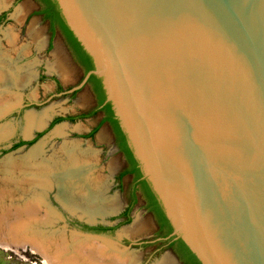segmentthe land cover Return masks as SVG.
<instances>
[{"label": "water", "instance_id": "obj_1", "mask_svg": "<svg viewBox=\"0 0 264 264\" xmlns=\"http://www.w3.org/2000/svg\"><path fill=\"white\" fill-rule=\"evenodd\" d=\"M56 2L171 236L201 264H264V0Z\"/></svg>", "mask_w": 264, "mask_h": 264}, {"label": "rangeland", "instance_id": "obj_2", "mask_svg": "<svg viewBox=\"0 0 264 264\" xmlns=\"http://www.w3.org/2000/svg\"><path fill=\"white\" fill-rule=\"evenodd\" d=\"M39 10L36 0H0V17L6 14L0 23V239L22 241L32 236L33 230H25L28 234L13 231L27 220L43 240L54 235L59 241L64 235L70 243L80 235L76 231L84 232L81 224H104L116 230L100 236L124 252L129 264H182L157 242V218L147 210L139 188L133 205L134 176L121 177L129 160L117 144L112 125L102 122L104 112L63 121L50 129L56 117L90 112L96 95L84 83L85 70L64 33L60 28L52 31L50 23L37 14ZM74 89H80L75 96ZM21 142L32 143L13 148ZM71 166L83 172V179L91 180L87 185L93 201H84L86 192L81 189L72 203L60 198L63 182L57 175L64 183L77 178L52 172ZM30 207L38 215L28 216ZM130 208L127 217L124 214ZM2 243L0 264H46L28 243Z\"/></svg>", "mask_w": 264, "mask_h": 264}, {"label": "trees", "instance_id": "obj_3", "mask_svg": "<svg viewBox=\"0 0 264 264\" xmlns=\"http://www.w3.org/2000/svg\"><path fill=\"white\" fill-rule=\"evenodd\" d=\"M38 1H40L46 6V9L42 13L45 14V18L47 20L51 21L52 31H54L56 25L60 27V30L64 33L70 47L73 49L74 54L76 55L80 64L85 69V74L92 72L95 69L93 60L89 56V54L84 50L83 46L77 40L71 29L68 27L56 0H38ZM5 17L6 14L0 17V23L5 20ZM88 83H92L94 85L95 93L98 97V102H99V107L92 115L103 111L106 113V118L104 119L103 122L111 123L119 140L121 150L126 154L129 162L131 163V170L123 173L121 177H124L125 175L128 174L135 175V182L133 188L134 190L133 205L137 201V196L135 194V192L137 191V186L140 185L141 191L143 192L144 197L147 200L146 208L148 211L152 212L156 216L160 226V230L158 231L157 234V242L163 244V246H165L164 248L173 250L175 252V255L182 262V264H201L198 258L191 252L188 246L181 239L175 240V237L171 236L173 233V227L170 221L168 220V218L166 217L164 209L160 201L158 200L156 194L153 192L149 182L143 178L140 164L136 160L133 151L129 147L127 136L120 127V122L115 116L114 110L112 108V104L110 102H107V96L103 88L102 80L95 75H91L89 79L86 81V84ZM58 86L59 89L62 91V87L59 83ZM87 117H90V115H80L77 117H58L50 124V129L63 121H75L76 119L87 118ZM94 133L95 132L91 133L89 137H91ZM31 143L21 142L20 144L14 146L13 148L16 149L23 145L31 144ZM130 210L131 208L128 209L124 215L128 217L130 214ZM83 230L84 232L92 233L95 235H103L108 231L114 232L116 228L108 227V228L96 229L92 227H86V229Z\"/></svg>", "mask_w": 264, "mask_h": 264}, {"label": "bare ground", "instance_id": "obj_4", "mask_svg": "<svg viewBox=\"0 0 264 264\" xmlns=\"http://www.w3.org/2000/svg\"><path fill=\"white\" fill-rule=\"evenodd\" d=\"M9 82H10V78H9ZM7 84H10V83H8V79H7ZM54 164H53V166H54ZM62 168H63V166H62ZM53 173H54V175L60 174V173H63L65 175H67L66 173H68V174H70L71 177L77 178V181L65 182L64 183V178L61 179V177H59V175H57V180L60 183L63 182V183H61V184H63V185H61L62 187H60V193H61L60 194L61 195L60 198H64V200H69L72 203V201H74L73 199L76 200L77 189H81L84 192H86V195L84 196V201H86L87 203H89L88 202L89 199L91 200L93 198L94 195L91 196L92 194H91V192L89 190L90 188L88 189V185H87L89 179L87 177L83 179V176L81 175L83 172L80 171L79 169H77L75 166H71L68 169H62L61 171L59 170V168H56V170H54L52 172V174ZM77 184H80V185L77 186ZM50 186H51V184H50ZM68 196H69V199H68ZM91 201H93V200H91ZM84 204H85V202H84ZM17 208L20 209L19 207H17ZM32 208H31V210H32ZM37 208H38V206H37ZM18 209H17V211H18ZM25 209L27 210V208H25ZM35 212H37V211L34 210V212H33V210L32 211H28L27 210L26 213H28L27 214L28 216L33 217V214H37ZM16 214H17V212H16ZM44 218H46V217H44ZM25 219H27V218H25ZM32 222H34V221H32ZM35 222H36V220H35ZM46 222H44V223H46ZM40 224H38V225H40ZM49 224H51V223H48V225ZM38 225H36V226L38 227ZM33 226L34 225L32 223H30L28 220L26 222H23V223L21 222L17 228L14 226L16 229H14L13 231L18 230L17 231V234H18V233H20V231H24L25 232V230H33L35 233L31 232L30 234L32 236H29L26 239L22 238V241H17V240H14L15 237L13 235H15V232H13V233H11V235L14 238H10V240H8V241L4 240V239H0V244H3L2 242L11 243V241H14L16 244H21V245H23L25 243H28V244H30L32 246V248L35 251H37V252H39L40 254L43 255L46 264H129L130 263V260H128L126 258V254L124 252H121L119 250V248L117 249L116 246H113L112 244H109L108 243L109 241L105 242L106 240L95 238V237H90V236L82 237L83 235H81V234L77 235L75 240L73 239L71 241V243L68 242L66 236H64V235L61 236L59 241L54 240L55 239L54 235H53L54 239L52 237H50L51 236L50 235V236L47 237V240L45 241V240H43L44 236L37 234L36 233L37 229L35 228V230H34ZM43 226H45V225H43ZM8 227H10V226H8ZM2 228H4V227H2ZM28 233L25 232V234H28ZM39 233L41 234L42 232H39ZM56 233H58V232H56ZM57 240H58V237H57ZM110 243H112V242H110ZM107 260H109L110 262L106 263ZM132 261L134 262V260H132Z\"/></svg>", "mask_w": 264, "mask_h": 264}, {"label": "flooded vegetation", "instance_id": "obj_5", "mask_svg": "<svg viewBox=\"0 0 264 264\" xmlns=\"http://www.w3.org/2000/svg\"><path fill=\"white\" fill-rule=\"evenodd\" d=\"M37 2H39V4H40V10L38 11V15H40V16H42L43 17V19L45 20V21H48L49 23H50V25H51V21L50 20H47L46 18H45V14H43L42 12L46 9V6L43 4V3H41L40 1H38V0H36ZM58 28H60L58 25H56V27H55V29H54V31L56 30V29H58ZM82 66V65H81ZM83 67V66H82ZM81 67V68H82ZM85 70V69H84ZM87 74H85V76H86ZM55 82H56V84H57V87H58V89H59V86H58V83L60 84V81H58V80H55ZM58 82V83H57ZM61 85V84H60ZM87 85H89V86H91L92 87V90L94 91V93H95V88H94V85L92 84V83H88ZM59 91L60 92H63V91H61L60 89H59ZM80 92V89H74L73 91H72V94L75 96V95H77L78 93ZM95 95H96V93H95ZM99 107V102H98V97H97V95H96V104H95V106L91 109V111L90 112H88V113H85V114H81V115H90V117L91 116H93L92 114L97 110V108ZM104 112V111H103ZM96 114V113H95ZM104 119L106 118V113L104 112ZM78 116H80V115H78ZM58 117H56L55 119H57ZM87 118H89V117H87ZM54 119V120H55ZM104 119H103V121H104ZM53 120V121H54ZM52 121V122H53ZM102 121V122H103ZM104 123V122H103ZM106 123H108V122H106ZM108 124H110L111 125V123H108ZM113 127V126H112ZM117 136V135H116ZM117 144H118V146H119V148H120V150H121V146H120V143H119V140H118V138H117ZM124 153V152H123ZM125 154V153H124ZM126 155V154H125ZM129 170H131V163L130 162H128V167L126 168V170H125V172H127V171H129ZM124 172V173H125ZM128 175H133L134 176V182H135V175L134 174H128ZM137 188H139L140 190H141V187H140V185H138L137 186ZM136 193V192H135ZM146 205H147V200H146ZM157 224H158V231L160 230V226H159V223H158V220H157ZM82 226H81V229H82V231H84L83 229H86V227H92V228H98V229H101V228H108V227H112V226H108V225H104V224H87V223H84V224H81ZM109 232V231H108ZM107 233V232H106ZM174 254H175V252L173 251V250H171Z\"/></svg>", "mask_w": 264, "mask_h": 264}]
</instances>
